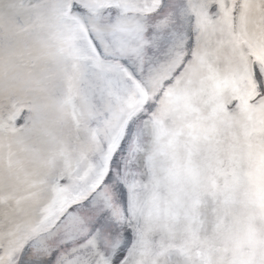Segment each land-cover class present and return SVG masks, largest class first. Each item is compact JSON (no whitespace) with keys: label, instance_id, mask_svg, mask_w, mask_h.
Masks as SVG:
<instances>
[{"label":"snow or ice","instance_id":"obj_1","mask_svg":"<svg viewBox=\"0 0 264 264\" xmlns=\"http://www.w3.org/2000/svg\"><path fill=\"white\" fill-rule=\"evenodd\" d=\"M0 264H264V0H0Z\"/></svg>","mask_w":264,"mask_h":264},{"label":"bare ground","instance_id":"obj_2","mask_svg":"<svg viewBox=\"0 0 264 264\" xmlns=\"http://www.w3.org/2000/svg\"><path fill=\"white\" fill-rule=\"evenodd\" d=\"M18 123H22V120L18 121Z\"/></svg>","mask_w":264,"mask_h":264}]
</instances>
